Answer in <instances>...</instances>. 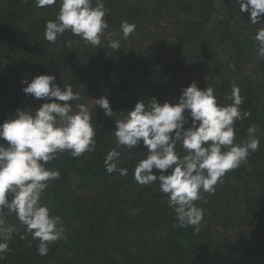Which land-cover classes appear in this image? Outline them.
<instances>
[{
    "label": "trees",
    "instance_id": "16d2710c",
    "mask_svg": "<svg viewBox=\"0 0 264 264\" xmlns=\"http://www.w3.org/2000/svg\"><path fill=\"white\" fill-rule=\"evenodd\" d=\"M104 4L108 28L97 48L71 32L55 43L44 38L59 3L40 8L36 0H0V123L14 118L17 108L34 111L44 103L26 96L21 81L50 74L58 86L73 87L79 94L73 107L86 105L97 125L94 152L78 158L61 153L46 165L61 177L50 182L42 200L62 218L66 240L37 255L38 241L5 209L6 225L16 231L0 264H264V60L257 58L251 39L256 26L248 13H240L234 0ZM123 20L136 25L126 40ZM109 39L119 40V49H112ZM193 81L200 89H216L221 103L237 84L244 97L241 109L251 116L236 121V143L247 138L251 124L260 139L259 149L225 176L214 195L202 192L203 199L195 202L205 211L199 233L176 226L159 181L144 186L134 180L146 147L117 148L113 134L114 120L139 100L173 102ZM100 96H107L117 113L112 118L94 104ZM113 148L121 153L118 167L127 168V176L105 171L104 157ZM177 152L184 154L180 145Z\"/></svg>",
    "mask_w": 264,
    "mask_h": 264
},
{
    "label": "clouds",
    "instance_id": "9594fccd",
    "mask_svg": "<svg viewBox=\"0 0 264 264\" xmlns=\"http://www.w3.org/2000/svg\"><path fill=\"white\" fill-rule=\"evenodd\" d=\"M234 2L256 26L251 39L257 58L264 60V0ZM57 3L59 11L55 20L46 23L44 38L55 43L58 36L71 32L99 48L108 28L105 16L109 10L104 0H36L40 8ZM135 30L134 23L121 21L122 39H128ZM65 43L71 47L70 40ZM109 46L117 50L120 42L109 39ZM21 83L26 85L22 87L26 96L45 102L34 111L17 108L14 118L0 123V140L6 141L0 143V259L10 250L9 242L16 231L14 226L6 225L5 209L15 215L32 240L38 241L37 255H47L52 244L66 240L62 218L53 215L50 205L42 200L50 182L61 177L58 169L46 165L61 153L67 152L73 158L92 153L97 143L93 116L84 104L73 107L71 102L78 100L79 94L70 84L58 86L56 77L50 74L36 75L30 81L23 79ZM230 88V95L223 96L221 103L216 89H200L193 81L181 88L173 102L160 103L155 97L147 104L139 100L114 120L117 148L146 147L144 158L134 167L133 178L144 186L159 181V190L167 196L178 228L192 227L199 233L205 211L195 202L203 199L201 193L214 195L225 176L247 163L249 155L260 147L255 124L247 128V138L236 143L235 123L251 113L241 109L244 97L239 86L232 83ZM93 101L105 116L117 114L107 96ZM177 145L182 147L183 155L177 152ZM117 148L106 153L105 171L127 176L128 169L118 167L121 153Z\"/></svg>",
    "mask_w": 264,
    "mask_h": 264
},
{
    "label": "rangeland",
    "instance_id": "374dc122",
    "mask_svg": "<svg viewBox=\"0 0 264 264\" xmlns=\"http://www.w3.org/2000/svg\"><path fill=\"white\" fill-rule=\"evenodd\" d=\"M224 231H221L220 229H216V234H223ZM231 232V230H229Z\"/></svg>",
    "mask_w": 264,
    "mask_h": 264
}]
</instances>
